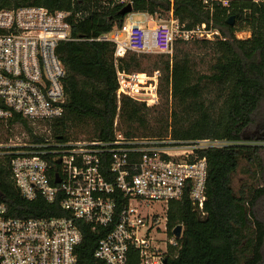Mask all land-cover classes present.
Masks as SVG:
<instances>
[{"label": "built area", "instance_id": "2783aa9c", "mask_svg": "<svg viewBox=\"0 0 264 264\" xmlns=\"http://www.w3.org/2000/svg\"><path fill=\"white\" fill-rule=\"evenodd\" d=\"M172 1L164 13L132 11L120 28L95 39L115 46L114 128L123 105L168 123L175 43L223 39L212 15L228 0H200L210 19L191 28L174 15ZM68 17L40 6L0 10V122L18 115L35 125L63 115L66 73L56 49L72 40ZM129 54L159 59L145 64ZM224 144L130 138L117 130L109 142L0 143L20 197L58 205L53 215L24 218L10 215L0 200V264H79L82 227L104 231L93 255L105 264H164L168 245L176 244L167 233L168 204L186 195L204 216L207 162L198 151ZM151 203L164 204V211L144 212Z\"/></svg>", "mask_w": 264, "mask_h": 264}, {"label": "trees", "instance_id": "16d2710c", "mask_svg": "<svg viewBox=\"0 0 264 264\" xmlns=\"http://www.w3.org/2000/svg\"><path fill=\"white\" fill-rule=\"evenodd\" d=\"M127 3L133 12L149 13L168 11L171 4L170 0H0V10L40 6L69 12L72 39L59 42L56 49L66 73L63 115L35 125L15 115L0 122V143L16 133H24L22 141L32 144L109 142L115 130L130 138L170 136L179 141L227 143L198 151L207 162L204 216L197 214L186 195L169 202L168 236L177 226L182 232L175 245H168L164 264H264V145L251 144H264V133L245 134L255 126L264 128L260 125L264 120V3L217 4L213 26L223 39L175 43L168 123L158 124L149 111L123 105L114 128L115 46L95 39L122 26L126 15L120 10ZM172 5L187 28L209 22L210 14L200 0H173ZM229 17L234 18L232 25L226 22ZM239 32H248L249 37L238 38ZM9 163V155L0 156V200L10 215H53L58 205L20 197ZM82 234L76 249L78 263L105 264L93 255L104 231L82 227Z\"/></svg>", "mask_w": 264, "mask_h": 264}, {"label": "rangeland", "instance_id": "374dc122", "mask_svg": "<svg viewBox=\"0 0 264 264\" xmlns=\"http://www.w3.org/2000/svg\"><path fill=\"white\" fill-rule=\"evenodd\" d=\"M161 12H165V11H161ZM145 17L144 16H141V15H133V19L135 20H142L144 19ZM236 35L238 36V38H245V37H249V33L248 32H240V33H236ZM155 56V55H154ZM159 59V58H150V59H146L144 60L145 64H150L152 62H156V60ZM260 121V120H259ZM258 121V122H259ZM260 125H264V120H261L260 121ZM257 133H264V128H260L259 127H252L248 130L245 131V134L246 135H256ZM25 137V134L24 133H16L14 137H10L8 140H13V141H19V140H23ZM251 144H255V145H264V144H261V142H258V141H251ZM156 210H161V211H164V204H160V203H151L149 204L147 207H146V210L144 209V212L147 211V212H153V211H156Z\"/></svg>", "mask_w": 264, "mask_h": 264}, {"label": "water", "instance_id": "95a60500", "mask_svg": "<svg viewBox=\"0 0 264 264\" xmlns=\"http://www.w3.org/2000/svg\"><path fill=\"white\" fill-rule=\"evenodd\" d=\"M132 10H133L132 5L130 3H127L121 8L120 14L124 17L125 15L131 13ZM233 20H234L233 17H229L226 22L229 25H232L233 24ZM57 162H59V161H57ZM55 181L58 182V179L56 178ZM181 232H182V227L181 226H177V227H175L173 229L172 235H174L175 238H179L181 236ZM164 263H165V261H164Z\"/></svg>", "mask_w": 264, "mask_h": 264}, {"label": "bare ground", "instance_id": "6f19581e", "mask_svg": "<svg viewBox=\"0 0 264 264\" xmlns=\"http://www.w3.org/2000/svg\"><path fill=\"white\" fill-rule=\"evenodd\" d=\"M129 56H134V55H131V54H129ZM134 57H136V58H139L140 60H139V62H142L143 63V61L144 60H146V59H150V58H159V56H157V55H152V56H139V55H135ZM152 63H155V62H152Z\"/></svg>", "mask_w": 264, "mask_h": 264}]
</instances>
